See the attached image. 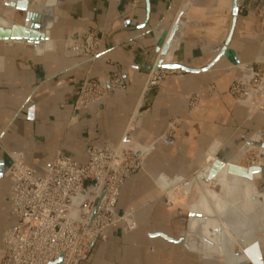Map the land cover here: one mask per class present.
<instances>
[{
  "label": "crops",
  "instance_id": "1",
  "mask_svg": "<svg viewBox=\"0 0 264 264\" xmlns=\"http://www.w3.org/2000/svg\"><path fill=\"white\" fill-rule=\"evenodd\" d=\"M236 4L233 20L234 0H57L47 50L39 54L33 47L0 41V260L2 233L16 223L9 202L11 182L4 176L6 154L17 153L38 173L57 153L85 163L87 147L117 144L135 115L133 137L149 149L142 170L121 187L113 210L120 216L132 209L135 228H110L80 264H211L169 241L184 237L188 213L160 201L162 193L168 194L160 184L192 178L214 153L227 160L223 164L229 162L251 131L264 127L263 117L248 118L229 94L242 66L264 58V43L257 36L264 0ZM40 10L29 8L32 14ZM179 16V32L164 62L193 72L178 70L145 92L148 72ZM0 18L21 26L25 15L0 0ZM75 28L102 34L100 56L93 64L64 56V38ZM112 74L124 79V91L72 113L85 77L107 84ZM189 95L198 98L194 110L188 107ZM220 143L226 145L218 155ZM255 179L264 196V169ZM168 198L178 208H190ZM207 233L214 236L213 230ZM191 236L192 245L207 239L200 231ZM258 245L264 264V235L258 236Z\"/></svg>",
  "mask_w": 264,
  "mask_h": 264
},
{
  "label": "built area",
  "instance_id": "2",
  "mask_svg": "<svg viewBox=\"0 0 264 264\" xmlns=\"http://www.w3.org/2000/svg\"><path fill=\"white\" fill-rule=\"evenodd\" d=\"M136 3V0H131ZM258 38L264 43V12ZM102 34L87 28L72 29L64 38L63 54L93 64L100 56ZM178 70L156 68L148 72L145 92L152 90ZM124 79L112 74L107 84L85 77L71 104L72 113L86 111L108 94L122 92ZM234 101L248 115L264 116V58L242 66V73L229 88ZM194 109L197 97H189ZM135 115L128 121L115 145L89 146L85 163L57 153L47 168L38 173L17 153H7L4 176L11 182L9 196L15 225L2 233L0 264H80L93 244L103 241L110 228L133 230V210L114 216L120 190L126 180L141 171L148 152L133 137ZM170 124L169 130L172 131Z\"/></svg>",
  "mask_w": 264,
  "mask_h": 264
},
{
  "label": "water",
  "instance_id": "3",
  "mask_svg": "<svg viewBox=\"0 0 264 264\" xmlns=\"http://www.w3.org/2000/svg\"><path fill=\"white\" fill-rule=\"evenodd\" d=\"M3 6L8 8L13 12H22L25 15V20L21 26L14 25L10 20H4L0 18V41H8L12 44H23L30 47H33L37 53L41 54L43 51L47 50L49 40H50V30L55 20L53 17V9L57 4V0H2ZM38 8L40 7L39 14H32L29 11V8ZM181 16V15H180ZM173 23L171 30L169 32V36L166 39L164 45L160 50L159 60L156 64V68L163 69H171V70H183L185 72H193V70H189L183 68L181 66H177L174 64H164L163 58L171 48L172 44L176 41V35L179 32V19ZM237 16V4L236 0H234L233 5V17L235 20ZM39 41H44L45 43L40 46ZM246 148H243L241 152H244ZM220 162L216 160L212 166H208L207 168H203L202 166L200 170L196 173V176L199 172L208 174V177L199 176L198 180H190L184 178H175L170 181V187L168 189H172L174 187L180 186L187 193L190 192L191 187H194L200 183L201 191L197 192V200H201L203 196V188L204 183L207 182L208 178H211L212 175L217 172L220 167ZM258 169H250L246 171L243 168L228 166L227 173L230 175H236L239 177H244L250 179L251 174L253 172H257ZM215 190H218V186H215ZM249 202L252 206V210L245 212L244 209V201L239 196V199L233 204L230 205L226 203V207L223 212L219 215H212L211 219L217 223L222 224V226L226 229L229 237L236 242L242 252L246 254L250 258L251 264H261V256L260 250L258 246V236L264 234V207L262 205V199L260 197L255 198V196H251ZM257 203V204H255ZM195 210L194 212L188 211V223L186 228V233L184 237L178 240H169L175 244L183 245L189 252L197 254L200 260H208L213 263L221 264L223 262V257L219 254L220 251V242L217 238L213 239V248L218 252L213 256L204 254L205 250H200L202 247L205 249L204 242H201L193 247L190 245V240L192 238V232L200 231L197 228L191 227V219L195 218V216H201L205 220H207L208 216L206 214L199 215L200 211ZM201 214V213H200ZM202 232V231H200ZM216 234V231L214 232ZM204 252V253H203ZM229 252H227L228 254ZM231 253V252H230ZM243 254V253H242ZM232 255V253H231ZM233 256V255H232ZM62 257H59L56 261L51 264H61ZM245 264V262L240 263Z\"/></svg>",
  "mask_w": 264,
  "mask_h": 264
},
{
  "label": "bare ground",
  "instance_id": "4",
  "mask_svg": "<svg viewBox=\"0 0 264 264\" xmlns=\"http://www.w3.org/2000/svg\"><path fill=\"white\" fill-rule=\"evenodd\" d=\"M166 57V56H165ZM163 58V63L167 64L164 62ZM260 158L264 159V153L260 154ZM208 166H212L211 164H207L205 167L203 168H207ZM228 166H235V167H240L245 169L246 171L250 170V169H258L257 172H253L251 174L250 179L247 178H242L236 175H230L227 173V169ZM261 171L260 166H242L240 164V156L236 155L232 160H230L229 162L222 164L217 172H215L211 178L207 179V182L204 183V188H203V196L201 198V200H195L190 204V208L187 211H200V215L202 214H206L208 216L207 220H205L204 218L201 217V222L196 223L195 218H197V216H195V218L191 219V227L197 228V230L200 229V231H202L203 233H205L207 239H205L203 242L205 244V249L202 247L200 250H205L203 253L204 254H210V256H213L215 253H218L214 248H213V239L214 237L217 238L220 242V251L219 254L223 257V262L221 264H240L245 262V264H249L250 262V258L244 254V252L241 251V249L239 248V246L236 244V242H234L229 235L227 234L226 229L222 226V224L217 223L215 221H213L211 219V216L213 214L215 215H219L223 212V210L225 209V205L226 203H229L230 205H233L237 199H239V196L241 195V198L244 201V209L245 212L252 210V206L249 202V199L251 198V196H255V198L260 197L262 199V205L264 207V196H262L261 194H259L255 187H254V177L256 176L257 173H259ZM218 174V176H217ZM197 180L199 178V176L208 177V174L206 173H201L199 172L197 174ZM216 180V183H213V181ZM170 182L168 185H163L160 184L162 187L163 191H167L168 195L170 196V198L173 199L174 192L175 190H180L179 187H174V188H170ZM215 186H218V190H215ZM195 189L197 192L201 191V186L200 183L197 184L195 186ZM187 192L185 191V193L183 195H180L175 197L176 200L180 199L182 196L187 195ZM180 201V200H179ZM257 204V203H255ZM188 206V205H187ZM211 207V209L209 208ZM213 211V214L212 212ZM210 221V222H207ZM209 230H213L214 232L216 231V234L214 233L213 237H208V233L207 231ZM218 232V233H217ZM264 235V234H261ZM192 239V238H191ZM190 243V242H189ZM197 243V242H196ZM192 245L190 243L191 246L196 247V244ZM259 246V245H258ZM227 252H229L227 254ZM232 255H231V253ZM243 253V254H242ZM204 262H210L211 264H217V263H213L212 261H208V260H203ZM219 264V263H218Z\"/></svg>",
  "mask_w": 264,
  "mask_h": 264
},
{
  "label": "rangeland",
  "instance_id": "5",
  "mask_svg": "<svg viewBox=\"0 0 264 264\" xmlns=\"http://www.w3.org/2000/svg\"><path fill=\"white\" fill-rule=\"evenodd\" d=\"M165 79V78H164ZM163 79V80H164ZM161 80V81H163ZM160 84V83H159ZM158 84V85H159ZM156 85V86H158ZM155 86V87H156ZM154 87V88H155ZM189 97H197V96H192V95H189L187 96V98ZM233 99V98H232ZM234 100V99H233ZM188 101V99H187ZM236 103V102H235ZM237 104V103H236ZM238 105V104H237ZM198 106V104H197ZM197 106L195 108H197ZM239 106V105H238ZM189 107V106H188ZM194 108V109H195ZM190 110H194V109H191L189 107ZM254 115H259L261 117L264 118L263 115H260V114H251V115H247L248 118H251L252 116ZM173 125V124H172ZM174 125H173V128L172 130H174ZM226 145V143H220V148H219V151H218V155L219 153L222 151L221 149H223V147ZM243 148H246V150L244 152H236L234 154V156H232L231 158H229L228 160H231L233 159L236 155H239L240 156V164L242 166H245V167H248V166H260L261 169H264V159H261L260 158V154L264 153V127H262L261 129L259 130H253L251 131V133L249 134L245 144H244V147ZM242 148V149H243ZM216 153H214L212 156H210L208 158V164L209 163H214L216 160H218L220 162V164L222 165L224 162L226 161H221L218 159V157L216 156ZM207 165V164H206ZM205 165V166H206ZM220 165V166H221ZM204 166V167H205ZM198 176V175H197ZM197 176H193L192 178L190 179H187L188 181L190 180H196ZM218 176V174H217ZM213 183H216V180L213 181ZM253 183H254V187L256 189V191L259 193V191L261 190H258L259 189V179H255L253 180ZM179 187V186H178ZM180 190H175L174 192V197H177L180 195H183L185 193V190L182 188V187H179ZM187 194V193H186ZM168 194L166 195L165 193H162L159 197L160 201L163 202L168 208H171L172 210H179V211H182L184 213H188L187 211V208L186 207H183V208H178L177 205L175 204H170L169 203V198H168ZM197 192H196V189L194 187V185L191 187L190 189V192L185 195V196H182L180 199L176 200L177 204L178 203H184L185 206L191 204L193 201H195L197 199ZM170 197V196H169ZM180 200V201H179Z\"/></svg>",
  "mask_w": 264,
  "mask_h": 264
}]
</instances>
